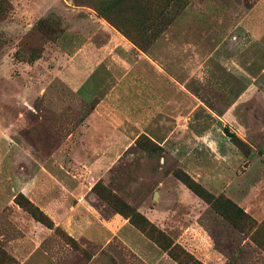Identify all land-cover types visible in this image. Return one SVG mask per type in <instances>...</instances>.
<instances>
[{
  "label": "rangeland",
  "instance_id": "374dc122",
  "mask_svg": "<svg viewBox=\"0 0 264 264\" xmlns=\"http://www.w3.org/2000/svg\"><path fill=\"white\" fill-rule=\"evenodd\" d=\"M178 170L264 227V0H0V264H264Z\"/></svg>",
  "mask_w": 264,
  "mask_h": 264
},
{
  "label": "trees",
  "instance_id": "16d2710c",
  "mask_svg": "<svg viewBox=\"0 0 264 264\" xmlns=\"http://www.w3.org/2000/svg\"><path fill=\"white\" fill-rule=\"evenodd\" d=\"M97 12L101 15H103L105 18H107L112 24H115L114 21L109 17L108 14L101 11L97 7H95ZM127 34V33H126ZM127 36H130L127 34ZM131 38V37H129ZM174 175L181 180L189 189H191L196 195L201 197L204 201H206L213 209L216 211H219L221 209V205L223 206L225 210L226 218L229 220L231 225L236 228L237 230L242 231L243 228L252 229L254 230V241L258 244L263 246L264 248V227L257 225L256 222L248 215L246 212L241 209L239 206H237L235 203H233L228 198H223L222 196L215 197L212 193H210L207 189H205L200 183L195 181L193 178H191L187 173L184 171L178 170L174 173ZM117 210L129 218L130 222L135 225L137 228H139L142 232H144L148 237H150L152 240H154L160 247L165 249L170 257L177 260L181 264H186L187 262H191L192 264H201L197 260L189 259V254L185 253V251L180 250L179 253L175 252L173 248L170 247V244H164L162 243V239H165V235L162 232H155L153 227L149 226L146 219H142L140 221V214L132 209L128 208L127 211L120 209L117 205H115ZM30 212L33 214V216L47 225L48 227L52 226L51 221L43 215L41 212L38 211L37 208H31ZM146 222V223H145ZM154 232L156 234H154ZM189 259V261H183L185 259Z\"/></svg>",
  "mask_w": 264,
  "mask_h": 264
},
{
  "label": "water",
  "instance_id": "95a60500",
  "mask_svg": "<svg viewBox=\"0 0 264 264\" xmlns=\"http://www.w3.org/2000/svg\"><path fill=\"white\" fill-rule=\"evenodd\" d=\"M156 196V195H155Z\"/></svg>",
  "mask_w": 264,
  "mask_h": 264
}]
</instances>
